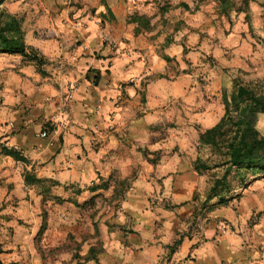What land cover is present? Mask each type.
I'll return each mask as SVG.
<instances>
[{
	"label": "crops",
	"instance_id": "1",
	"mask_svg": "<svg viewBox=\"0 0 264 264\" xmlns=\"http://www.w3.org/2000/svg\"><path fill=\"white\" fill-rule=\"evenodd\" d=\"M238 3L1 4L45 58L46 74L0 51V264H220L218 243L195 246L185 236L170 252L195 211L199 180L192 159L174 149L225 113L223 69L248 48ZM170 122L166 138L154 139ZM27 173L48 182L29 183Z\"/></svg>",
	"mask_w": 264,
	"mask_h": 264
},
{
	"label": "rangeland",
	"instance_id": "2",
	"mask_svg": "<svg viewBox=\"0 0 264 264\" xmlns=\"http://www.w3.org/2000/svg\"><path fill=\"white\" fill-rule=\"evenodd\" d=\"M236 1L247 14L242 27L245 26L243 35H248V48L244 50L246 53L241 56L238 65L223 69L230 82L227 88H223L222 94L225 90L230 95L238 82L256 91L264 101V0ZM7 14L5 8L0 5V27L8 21ZM202 78L204 82L207 81V78ZM241 105L244 106L245 103ZM252 115L250 134L257 132L259 136H263L264 112H254L247 117ZM170 126H175V123L157 125L160 133L154 136V139L166 138L165 133ZM226 129L228 135H234L237 128L228 126ZM185 139L187 144L183 148L180 144L175 146L177 154L183 158H191L193 163L200 156L210 168L202 174L198 173L199 180L193 198L195 211L185 221L179 236L184 234L193 238L196 241L195 246L209 241L215 248L218 243L220 253L216 256L219 255L220 264H264V166L229 167L230 172L218 187L219 194L213 195L210 192L211 187L216 179L223 178L228 168L227 165L219 164L224 159L221 152L225 149L222 147L219 152L218 148L204 145L201 147L199 139L193 134L187 135ZM126 144H131V141ZM139 150L153 162L160 159L161 152H149L144 145H140ZM259 152L260 157L264 159V148ZM114 176L117 177V173ZM119 181V190L122 193L130 182L128 178ZM219 195L225 196L227 202L218 204ZM159 201L166 207L171 203L168 198ZM43 213H46L44 209ZM44 216L46 220L47 215ZM47 224V220L44 221L43 225Z\"/></svg>",
	"mask_w": 264,
	"mask_h": 264
},
{
	"label": "trees",
	"instance_id": "3",
	"mask_svg": "<svg viewBox=\"0 0 264 264\" xmlns=\"http://www.w3.org/2000/svg\"><path fill=\"white\" fill-rule=\"evenodd\" d=\"M4 1L5 0H0V5ZM7 16L9 18L8 21L0 27V51L20 53L27 60L34 61L41 74H46V71L43 69V65L46 63L45 58L37 49L25 44L18 19L11 14H7ZM96 81L97 78L95 79V82ZM235 87L230 95L224 90L223 101L225 113L219 122L213 127L201 131L199 134V145L201 147L204 145L218 148L219 152H221L220 150H222V147L225 149L224 152H221V154L224 155V159H222V162L219 164L227 165L228 168L225 170L223 178L216 179L211 187L210 192L213 195L219 194L218 187L222 185L221 183H223V180H225L230 172L229 167H241L245 165L264 166V159L260 157L259 152L264 148V135L259 136L257 132L250 134V124L252 123L253 115L247 117L254 112H264V101L256 91L247 86L237 82ZM241 103H245V105L243 106ZM239 110L244 111L245 114H241ZM228 126H235L237 128L234 135H228L226 129ZM1 153L11 155L17 160L27 161V158L14 147L11 148L2 145ZM193 167L201 174L210 168L200 156L196 158ZM25 180L29 183L48 182L46 179L37 178L32 173H27L25 175ZM227 200L225 196L219 195L218 204H224ZM184 238L185 235L181 234L179 238L170 245L169 248L171 253L175 251Z\"/></svg>",
	"mask_w": 264,
	"mask_h": 264
},
{
	"label": "built area",
	"instance_id": "4",
	"mask_svg": "<svg viewBox=\"0 0 264 264\" xmlns=\"http://www.w3.org/2000/svg\"><path fill=\"white\" fill-rule=\"evenodd\" d=\"M41 135H42L43 137H46V136L48 135V130H43V131L41 132Z\"/></svg>",
	"mask_w": 264,
	"mask_h": 264
}]
</instances>
